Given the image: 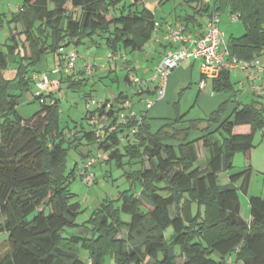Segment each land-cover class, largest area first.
<instances>
[{"label":"trees","instance_id":"16d2710c","mask_svg":"<svg viewBox=\"0 0 264 264\" xmlns=\"http://www.w3.org/2000/svg\"><path fill=\"white\" fill-rule=\"evenodd\" d=\"M122 1L24 0L14 16L21 30L11 34L8 51H0V233L9 234L0 264H87L83 250L91 264H107V259L114 264H223L232 254L233 264H264V196L249 197L251 222L240 215L239 190L248 192L252 170L231 175L227 186L217 183L218 174L233 167L237 152L254 148L255 133L264 128V102L239 104L228 115L232 99L226 100L207 118L185 124V114H178L154 132L143 116L136 133H130L136 119L118 122L119 109H107L108 100L85 115L107 117V127L72 135L61 126L53 92L45 95L46 103L35 96L41 107L31 117L18 112L47 54L80 44L105 45L114 54L143 49L152 39L156 16L147 7L139 9V0L113 12ZM223 1L245 28L228 41L231 54L245 61L261 57L264 0ZM9 55L17 64L12 78L4 74L11 66ZM86 80L65 78L73 89ZM215 89L233 90L229 71L215 79ZM215 132L220 140L213 139ZM81 145L107 154L104 162L124 169L131 188L94 209L87 236H64L66 228L80 226L82 204L70 190L77 165L68 170L67 162L70 150ZM199 146L208 152L205 168L198 165ZM242 177L239 189L233 183ZM194 202L205 207L204 217L193 214ZM170 226L174 239L168 243L164 232ZM123 229L127 234L119 238Z\"/></svg>","mask_w":264,"mask_h":264},{"label":"rangeland","instance_id":"374dc122","mask_svg":"<svg viewBox=\"0 0 264 264\" xmlns=\"http://www.w3.org/2000/svg\"><path fill=\"white\" fill-rule=\"evenodd\" d=\"M212 1L213 0H198V4L206 6ZM23 2L24 0H0V51H8L7 44L11 43L9 40L11 34L14 32L17 33L21 30V25L14 21V16L19 12V8ZM133 2L134 0H124L117 6L116 10H113V12L115 11V13L117 12L119 14L123 6H126V9L128 10L129 6ZM185 2L186 0H139L137 7L139 9L148 7L154 10L157 19L162 21L165 18H174V14H183L186 12L184 10L193 13L192 8L188 5L186 6ZM224 15H226L225 17L227 18L230 15V9L228 12L225 11ZM224 23L226 26L222 25L221 29L225 30V41H229L232 35L239 36L245 32L244 25L239 19L237 23ZM234 23H236L235 26H233ZM229 25H232V27ZM92 47L94 48V54L96 55H94L90 50ZM76 49L78 50L77 64H80V61L83 60L92 65H96L97 68H99L102 64H106L107 69L98 75L90 77L89 79L88 77H85L87 80L84 85L80 86V88H70L68 83L64 81L60 82L59 87L54 86L51 89V92L55 94L60 102L61 126L65 131L73 130L70 135H72V133H77L82 129H93V126L90 125V121L95 119V117L86 119L85 115L90 109L92 110L95 107H100L99 105H103L104 101L101 99L111 98V92H114L117 96L120 92L129 91L131 88L124 81V77L127 73L126 69L118 67L116 71H112L110 73L109 69L111 68V64L108 58L109 49L105 45L97 47L92 45L90 46V44H80L76 47ZM13 58L14 56L9 55L11 66L9 70L4 73L6 77L9 78H12L15 75L17 67ZM261 58L264 59V48L262 49ZM132 59L134 60V63L140 67L143 64L144 59L142 52H135V54L132 55ZM239 71L242 72H233V76L235 81L236 79H239L235 86H237V97L241 100L242 104H252L254 101L264 102L262 97L254 96L251 93L250 86L246 85L245 71ZM140 75L142 76L141 73ZM209 82L211 83L212 80ZM260 88H263V84L260 85ZM35 89V84H32V89L26 92L21 99L19 112L25 118L31 117L41 107L39 102L35 100L34 102H31L34 99L33 92L37 91V89L36 91ZM188 92L189 88H181L176 92L174 101V103L178 102L181 105L182 114L187 113L185 114V124H187V121L191 119H204L210 116L211 112L204 109V107L200 106L199 103L192 107L195 104V96L190 100ZM85 93L89 95L85 97ZM93 100H96L97 103L91 105V107H87L88 103H91ZM145 107L146 104L144 103L143 108L146 110ZM261 130L262 129H258L255 133L254 148L247 152H237L233 157V167L220 172L217 176L218 185L224 187L232 184L231 175L241 173L248 169L252 170L248 192L246 193L239 190L241 201L240 215L247 222H251L252 220L249 197L264 196V134H261ZM195 136H197V133L192 134V137ZM212 136L215 140L221 139L219 132H215ZM199 148L200 156L198 165L201 166V168H205L208 152L207 149L201 146H199ZM90 158L98 159V162L94 164L93 167V172L96 174V183L91 186L87 185L81 176L85 161ZM106 158L107 154L93 145H81L79 146V149L70 150L67 162L68 170H71L75 164L77 165L76 175L70 182V190L75 196L74 200L81 202L82 212L76 219V222L80 226L66 228L63 232L64 236H72L74 234L87 236L85 226L89 225L88 221L91 219L94 209L105 199L115 200L119 197L121 192L131 188V183L126 178L124 169L118 167L115 161L111 163L104 162ZM242 183L243 177L238 178L233 185L240 189ZM134 191L139 192L140 186H137ZM171 209L172 213H174V207ZM192 210L194 215H198L199 212H201V217H204L205 215V207L197 202L192 203ZM123 218L128 222L131 220V216L129 215H123ZM164 233L166 241L171 243L174 239L173 227H168ZM126 234L127 230L123 229L118 237H125ZM8 236L9 234L6 231L0 233V255L5 253L9 248ZM175 250L179 251V248L176 247ZM81 253L83 256L88 254L84 250ZM235 257L236 255L232 254L223 264H233ZM106 263L114 264V261L112 259H107Z\"/></svg>","mask_w":264,"mask_h":264},{"label":"crops","instance_id":"0c3cea01","mask_svg":"<svg viewBox=\"0 0 264 264\" xmlns=\"http://www.w3.org/2000/svg\"><path fill=\"white\" fill-rule=\"evenodd\" d=\"M221 5V21H220V29L222 25L226 26L224 22H236L238 21V16L230 15L226 18L224 15L225 11H229L227 4L222 0L220 1ZM186 6H190L193 10L189 12L184 10L183 14L177 15L174 14V18H165L164 20H158L156 17L155 30L152 36V39L145 44L142 50L143 56V64L138 67L134 60L132 59V55L138 51H129V50H121L117 55L120 57L118 60L112 61L109 60L111 64V68L109 69L110 73L112 71H116L118 67L126 69V75L124 77V81L131 87L128 91H122L117 96L114 92L110 93L111 98H103L102 101H107V109H110L112 106L115 109H119L120 103L124 100H129L132 104V108L130 111H133V115L130 116V119H136L137 117H141L145 113V109L143 108L144 101L146 99H153L155 97L157 83L155 80V75L157 68L162 61L166 52L171 48L169 41L166 39V33L169 27L176 25H186L188 26V30L191 31L195 35H201L205 31V25L207 20V12L203 4H198V0H186ZM195 4V5H194ZM148 8V7H147ZM150 9V8H148ZM152 10V9H150ZM155 14L154 10H152ZM156 16V14H155ZM193 16V18L186 20V17ZM233 26H235V24ZM230 26V25H229ZM232 27V25L230 26ZM235 28V27H234ZM224 40H225V30L221 29ZM245 31V29H244ZM242 35V34H241ZM239 35V36H241ZM232 35L231 37H239ZM228 44V41H225ZM89 45V44H87ZM91 46V45H90ZM93 46V45H92ZM75 50L78 52L76 48H67L66 51ZM92 53L94 54V48H90ZM110 52V50H109ZM96 55V54H94ZM58 62V53H50L47 54L41 62L38 64L37 72L33 74V76L37 80H49L51 82L50 92L54 86H60V82H64L67 75H73L75 79L77 78H85L93 77L94 75H98L99 73L104 72L107 69L106 64H102L99 68H96L91 74L86 73L84 65L87 63L86 61L81 60L80 64H77V68L70 70L68 72L55 73L54 67ZM262 63L264 64V59H262ZM233 72H242L239 70H233L230 72L231 81L233 83V90L230 91H216L215 89V80H212L210 83L208 81V85L206 89L201 90L199 87V82L201 80V70H200V62L194 61L192 59H188L182 62L172 73L169 78L168 89L166 93L165 99L157 102L150 111L145 113V121L150 124L151 131L154 132L159 129L161 126L173 122L178 114L181 113V105L177 102L174 103L176 92L181 88H189L188 97L191 100L195 96V104H200V106L204 107L209 112H213L216 110L218 105L226 100L232 99V103H230L228 115H231L234 108L237 105H247L242 104L241 100L238 99L236 88V82L239 79H234ZM142 74V76L140 75ZM250 72L245 71L246 77V85H249L251 88V93L254 96H261L257 91H254L252 87V82L249 79ZM139 77L141 79V85H137L134 83L133 78ZM255 84H257V88H260V85L264 84L263 80H258ZM36 86V84H35ZM37 89V86H36ZM35 89V91H36ZM34 98H35V92ZM89 95L87 93L84 94ZM121 95V96H120ZM234 99L236 101H234ZM34 102V99L31 101ZM28 102V103H31ZM21 103V100H20ZM18 106V112H19ZM146 108V107H145ZM189 112V111H187ZM208 112V113H209ZM20 113V112H19ZM187 114V113H183ZM21 115V114H20ZM24 117V116H23ZM103 119H107L104 117ZM91 125V124H90ZM94 127V125H91ZM158 127V128H157ZM200 148L198 147V152ZM200 154V152H199ZM200 156V155H199ZM208 162V158H207ZM206 162V164H207ZM81 258L89 263V255L83 256L81 253ZM230 260V259H229Z\"/></svg>","mask_w":264,"mask_h":264},{"label":"built area","instance_id":"2783aa9c","mask_svg":"<svg viewBox=\"0 0 264 264\" xmlns=\"http://www.w3.org/2000/svg\"><path fill=\"white\" fill-rule=\"evenodd\" d=\"M221 21V8L220 0H213L208 4L207 20L205 25V31L201 35H195L188 30L186 25L171 26L167 30L166 39L169 41L171 48L166 52L162 61L160 62L155 80L157 83L155 97L153 99H146V112H148L154 105L165 99L169 78L173 71L184 61L192 59L200 62L201 80L199 87L201 90L206 89L209 80L217 79L223 71L243 70L249 71V79L252 82L254 91H257L259 95L264 94L263 88H257L255 84L258 80L264 81V64L262 58L258 57L253 61H245L233 56L230 52L228 44L224 40L223 33L220 29ZM157 25V24H156ZM109 60L115 61L120 57L117 54L109 52ZM78 52L75 50L66 51L61 48L58 52V62L54 67L55 73L68 72L77 68ZM86 73H92L97 67L90 63L84 65ZM36 80L37 91L35 96L40 97L41 103H46L45 95L50 91L51 82L49 80ZM134 83L141 85V79L139 77L133 78ZM52 100L51 103H54ZM97 101L93 100L89 102L87 107L96 104ZM101 107V105H99ZM132 104L129 100H124L120 103L119 111L117 113V121L126 123L130 116L133 115V111H130ZM137 117V124L130 130V133H136L138 131V125L142 123L143 116ZM91 125H94V130H99L109 125L108 120L95 118L90 121ZM261 134H264V128L261 130ZM98 162V159L90 158L85 162L82 169L81 176L84 182L91 186L95 182V174L91 170V167ZM230 261V260H229ZM91 260L89 259V263Z\"/></svg>","mask_w":264,"mask_h":264}]
</instances>
